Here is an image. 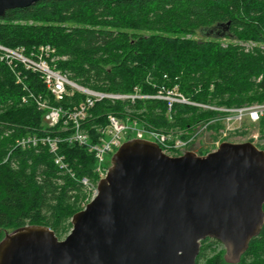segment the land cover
I'll return each instance as SVG.
<instances>
[{"label":"trees","instance_id":"1","mask_svg":"<svg viewBox=\"0 0 264 264\" xmlns=\"http://www.w3.org/2000/svg\"><path fill=\"white\" fill-rule=\"evenodd\" d=\"M222 38L239 43L224 45ZM248 42L256 45L247 49ZM41 44L55 48V65L71 81L93 91L155 95L161 87L178 85L199 103L230 107L264 101V0H40L0 17V45L31 51ZM30 94L64 110L85 99L74 91L56 100L37 72L20 63L12 69L0 52V240L25 225L46 226L64 238L87 198L81 179L98 182L92 152L67 140L71 122L64 126L61 117L46 125L45 109ZM108 115L140 126L190 130L217 112L175 103L169 119L161 99L102 98L81 122L92 142ZM259 124L264 135V116ZM221 126L214 120L209 134ZM28 135L59 137L57 154L66 166L59 167L45 145L17 144ZM217 244L201 240L195 264H264V222L236 263L225 261L224 249L212 248Z\"/></svg>","mask_w":264,"mask_h":264},{"label":"water","instance_id":"2","mask_svg":"<svg viewBox=\"0 0 264 264\" xmlns=\"http://www.w3.org/2000/svg\"><path fill=\"white\" fill-rule=\"evenodd\" d=\"M38 1L0 0V17ZM263 205L264 150L250 141L170 156L153 141L128 139L64 238L19 227L0 240V264H195L206 238L236 263L262 228Z\"/></svg>","mask_w":264,"mask_h":264},{"label":"built area","instance_id":"3","mask_svg":"<svg viewBox=\"0 0 264 264\" xmlns=\"http://www.w3.org/2000/svg\"><path fill=\"white\" fill-rule=\"evenodd\" d=\"M248 49L256 43L248 42L243 43ZM263 47V45H261ZM1 59L6 64L15 69L18 63L22 64L27 70L37 72L51 95L56 100H61L65 96L72 94L74 91H79L85 94L83 102L79 103L71 110H64L60 106L49 105L46 102L34 98L39 108L45 109L44 122L48 126H54L58 123L61 117H65L63 125L66 126L71 122L73 131L67 137L71 142H77L88 148L95 158L94 171L98 176V180L105 177L108 171V162L111 154L114 153L121 144L128 139H146L157 143L162 151L170 156H178L186 151L197 152L192 148V143L195 138L204 133L208 128V123H200L192 129L187 135L182 136L181 132L174 129H160L153 127L138 126L136 121L128 122L120 120L114 115H108L107 124L99 128L100 134L96 141H91L89 134L82 130L81 122L86 117L87 110L94 104L95 101L102 98H157L166 102V114L171 119L172 109L175 103H184L201 109H209L217 112L212 121L217 120L221 122L222 126L218 129L219 141L216 142L217 147L219 144L226 140L228 131L234 132L239 130L246 122H259L264 116V101L242 106H217L207 103H199L188 99L183 95L178 85L172 87H161L155 95H119L109 94L98 91H93L85 87H79L78 84L71 81L67 74L55 65V61L59 56L55 54V48L50 44H41L34 50L26 53L24 47L10 48L0 45ZM19 74L16 73L18 82H21ZM32 95V94H31ZM33 96V95H32ZM34 97V96H33ZM217 132V133H218ZM227 133V135H226ZM132 137L128 138V135ZM128 138V139H127ZM221 138V139H220ZM60 138L50 135H28L17 140V144L22 147H33L37 145H45L50 152L55 154V163L59 167H65L62 156L57 154L58 143ZM215 144V145H216ZM198 154V152L196 153ZM81 183L87 190V198L82 203L83 208L86 204L95 197L97 194V183H93L87 178L83 177Z\"/></svg>","mask_w":264,"mask_h":264},{"label":"rangeland","instance_id":"4","mask_svg":"<svg viewBox=\"0 0 264 264\" xmlns=\"http://www.w3.org/2000/svg\"><path fill=\"white\" fill-rule=\"evenodd\" d=\"M195 37L198 38V39H202V38H204V35H203V33H197L195 35ZM221 41L223 42L224 45L227 44V43H229V42L239 43L238 42V39H231V40L229 39L228 40L227 38H222ZM263 48H264V45H263ZM28 52L29 51H27V49H26V53H28ZM22 88H23L24 91H27L28 92V88H27L26 85L23 84L22 85ZM25 97H26V95L22 96V99H21L22 102H26L27 101V99ZM30 97L33 98L34 102L36 101L34 98H37V99H40V100L46 102L49 105H52V104L48 103V101L46 99L43 100L40 96L33 97L30 94ZM202 110H204V109H202ZM206 110H208V109H206ZM166 116H167V114H166ZM203 122L208 123V125H209L213 121H212V119H210L208 121H200V123H203ZM200 123H198V124H200ZM137 125L140 127L139 124H137ZM141 126H143V125H141ZM143 127H146V128L150 127L151 128L152 126L146 125V126H143ZM260 127L261 126H260L259 122H253V123L246 122L245 124L242 125V127L239 130H236L234 132H231L229 130L228 131V135L226 133V135H227L226 136V140H228L230 142H245V141H250L254 145H256L258 148L263 149L264 148V135L262 134ZM153 128H156V127H153ZM163 128H166V129H174V130L177 129V131L181 132L182 136L187 135L192 130V129H190V130L183 129V128H180L178 126H169V127H163ZM218 139H219V132L217 134H215V135L213 134L211 136L209 134V130L207 128L204 131V133L198 135L195 138V140L192 143V146L191 147L194 148V150H196V151L198 150L197 151L198 154H199V150H203L204 152L205 151H208L209 152V151H212V150H214V149L217 148L216 142L219 141ZM110 159H111V156L109 157V162L107 164L108 165V168L110 166ZM6 233H9V232H6ZM212 248L215 249L216 251L217 250L224 249V253H225L224 245L221 242H219V244H217V245L212 246ZM200 264H202V262Z\"/></svg>","mask_w":264,"mask_h":264}]
</instances>
